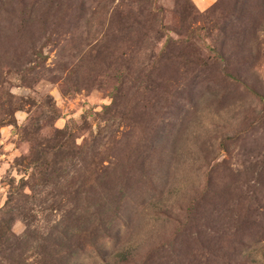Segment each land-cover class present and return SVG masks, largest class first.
Returning <instances> with one entry per match:
<instances>
[{
	"label": "rangeland",
	"instance_id": "rangeland-1",
	"mask_svg": "<svg viewBox=\"0 0 264 264\" xmlns=\"http://www.w3.org/2000/svg\"><path fill=\"white\" fill-rule=\"evenodd\" d=\"M0 264H264V0H0Z\"/></svg>",
	"mask_w": 264,
	"mask_h": 264
}]
</instances>
